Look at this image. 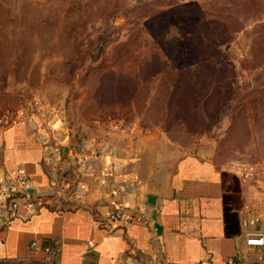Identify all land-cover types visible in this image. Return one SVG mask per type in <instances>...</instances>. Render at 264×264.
Instances as JSON below:
<instances>
[{
	"label": "rangeland",
	"instance_id": "374dc122",
	"mask_svg": "<svg viewBox=\"0 0 264 264\" xmlns=\"http://www.w3.org/2000/svg\"><path fill=\"white\" fill-rule=\"evenodd\" d=\"M22 113L73 183L118 132L264 175V0H0V127Z\"/></svg>",
	"mask_w": 264,
	"mask_h": 264
},
{
	"label": "crops",
	"instance_id": "0c3cea01",
	"mask_svg": "<svg viewBox=\"0 0 264 264\" xmlns=\"http://www.w3.org/2000/svg\"><path fill=\"white\" fill-rule=\"evenodd\" d=\"M110 142L79 157L87 173L75 183L65 178L70 188L61 192L60 173L68 176L63 161L60 171L47 162L33 125L21 120L0 127V177L24 176L31 193L46 192L33 214L20 208L10 222L0 214V260L264 264V246L247 244L264 233V175L182 153L155 133L118 132ZM112 161L118 168L106 174ZM150 194L157 196L155 206ZM121 208L125 220L111 233L110 214Z\"/></svg>",
	"mask_w": 264,
	"mask_h": 264
},
{
	"label": "built area",
	"instance_id": "2783aa9c",
	"mask_svg": "<svg viewBox=\"0 0 264 264\" xmlns=\"http://www.w3.org/2000/svg\"><path fill=\"white\" fill-rule=\"evenodd\" d=\"M25 115L26 114L22 113L15 119V121L25 120ZM6 118L7 116H5L2 120V122L5 123V125L9 124V120ZM38 118H40V116H38ZM26 120L29 121L33 125L40 140L44 144L47 150L46 157H45L47 162L55 170L60 171L59 165L62 160V151L59 148L55 147L50 142V137L46 133V129H45L46 126L44 125L43 122L39 121V119H37L34 116H29ZM54 123H57V121H55ZM54 129H57V128L54 127ZM80 164L78 166L79 167L78 175L81 178L82 177L81 175H84L85 173H87V171L83 169L85 163L81 162ZM117 168H118L117 163L112 161L109 165V168L106 170V174L114 173L117 170ZM60 175H61L60 177L63 183H59V189H61V192H63L67 188H70V185L67 184L68 180L64 182L65 178L67 177L61 173ZM79 191H81V188L79 187V182H77L74 192L78 193ZM44 193L46 192L45 191H39V192L35 191L31 193L29 190L27 177L20 176L14 181H7L5 178L0 177V214L5 216V218L9 222L13 218L18 216L20 208H25V213H24L25 216L33 214L39 210V207L44 202V197H45ZM262 205L264 208V198L262 201ZM110 220H111V225L109 227V232L113 233L116 231V225H115L116 222L125 220L123 209L121 208V209L114 210L110 214ZM247 244L264 246V233H260L258 235H253V236L248 237ZM33 246H36L35 242L33 243ZM229 264H234V261L232 259L229 260Z\"/></svg>",
	"mask_w": 264,
	"mask_h": 264
},
{
	"label": "trees",
	"instance_id": "16d2710c",
	"mask_svg": "<svg viewBox=\"0 0 264 264\" xmlns=\"http://www.w3.org/2000/svg\"><path fill=\"white\" fill-rule=\"evenodd\" d=\"M52 264L48 261L38 260V259H30V260H0V264Z\"/></svg>",
	"mask_w": 264,
	"mask_h": 264
},
{
	"label": "water",
	"instance_id": "95a60500",
	"mask_svg": "<svg viewBox=\"0 0 264 264\" xmlns=\"http://www.w3.org/2000/svg\"><path fill=\"white\" fill-rule=\"evenodd\" d=\"M148 200H149V203H150L151 205L155 206V205H156V202H157V196L154 195V194H150V195L148 196ZM156 227H157V229L159 230V232H161L162 227H161L159 224H157Z\"/></svg>",
	"mask_w": 264,
	"mask_h": 264
}]
</instances>
